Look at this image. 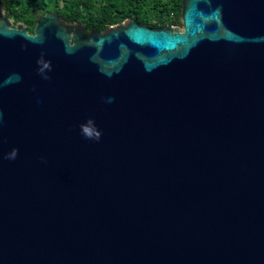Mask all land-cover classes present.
I'll return each instance as SVG.
<instances>
[{
    "label": "water",
    "instance_id": "water-1",
    "mask_svg": "<svg viewBox=\"0 0 264 264\" xmlns=\"http://www.w3.org/2000/svg\"><path fill=\"white\" fill-rule=\"evenodd\" d=\"M180 21L0 1V264H264V0Z\"/></svg>",
    "mask_w": 264,
    "mask_h": 264
},
{
    "label": "trees",
    "instance_id": "trees-1",
    "mask_svg": "<svg viewBox=\"0 0 264 264\" xmlns=\"http://www.w3.org/2000/svg\"><path fill=\"white\" fill-rule=\"evenodd\" d=\"M14 22L33 32L36 19L55 12L65 21L81 22L86 30L103 31L127 18L151 27L181 26V0H0Z\"/></svg>",
    "mask_w": 264,
    "mask_h": 264
},
{
    "label": "clouds",
    "instance_id": "clouds-1",
    "mask_svg": "<svg viewBox=\"0 0 264 264\" xmlns=\"http://www.w3.org/2000/svg\"><path fill=\"white\" fill-rule=\"evenodd\" d=\"M88 124L91 125L92 121H89ZM81 128H82V132L85 134L86 138H93V133L88 126L82 125ZM99 138H100V133L97 131L95 133V139L98 140ZM14 155H15V150L13 152V156Z\"/></svg>",
    "mask_w": 264,
    "mask_h": 264
},
{
    "label": "rangeland",
    "instance_id": "rangeland-1",
    "mask_svg": "<svg viewBox=\"0 0 264 264\" xmlns=\"http://www.w3.org/2000/svg\"><path fill=\"white\" fill-rule=\"evenodd\" d=\"M3 14H4L6 17H8V18L10 19V21H11L12 25H14V24H15L14 20H13L12 18H10L9 16H7V13H6V11H5L4 7H3ZM173 26H178V25H173ZM179 27H180V26H179Z\"/></svg>",
    "mask_w": 264,
    "mask_h": 264
},
{
    "label": "flooded vegetation",
    "instance_id": "flooded-vegetation-1",
    "mask_svg": "<svg viewBox=\"0 0 264 264\" xmlns=\"http://www.w3.org/2000/svg\"><path fill=\"white\" fill-rule=\"evenodd\" d=\"M17 23V22H16ZM90 30H86V32H89Z\"/></svg>",
    "mask_w": 264,
    "mask_h": 264
}]
</instances>
